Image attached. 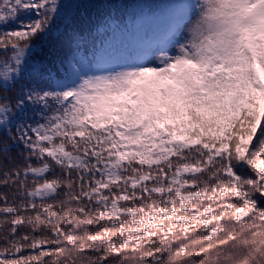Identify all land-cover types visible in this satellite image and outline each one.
<instances>
[{"label": "snow or ice", "instance_id": "obj_1", "mask_svg": "<svg viewBox=\"0 0 264 264\" xmlns=\"http://www.w3.org/2000/svg\"><path fill=\"white\" fill-rule=\"evenodd\" d=\"M0 264H264V0H0Z\"/></svg>", "mask_w": 264, "mask_h": 264}]
</instances>
